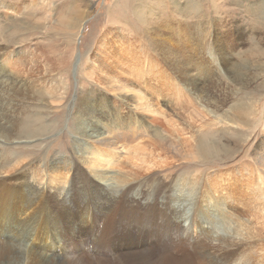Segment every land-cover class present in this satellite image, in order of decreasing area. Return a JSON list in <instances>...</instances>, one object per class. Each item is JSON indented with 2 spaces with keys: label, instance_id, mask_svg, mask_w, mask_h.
I'll use <instances>...</instances> for the list:
<instances>
[{
  "label": "rangeland",
  "instance_id": "374dc122",
  "mask_svg": "<svg viewBox=\"0 0 264 264\" xmlns=\"http://www.w3.org/2000/svg\"><path fill=\"white\" fill-rule=\"evenodd\" d=\"M0 66L4 76L32 77L39 88L37 95L22 98L0 90V117L12 119L13 133L10 140L7 134L0 137L5 217L12 215L6 206L17 210L23 201L26 189L17 179L24 174H67L68 166L59 164L79 159L76 138L102 149L86 138L95 129H83L82 122L100 120L111 134L130 116L144 130L135 139L117 130L119 160L131 164L139 150L152 156L143 170H155V178H181L185 188L198 191L192 229L182 231L192 244L200 234L194 221L202 216L205 191L226 194L221 201L212 199L226 218L203 224L218 239L202 238L204 247L196 254L205 250L211 264H264V167L258 159L264 160V0H0ZM119 86L133 91L124 94L116 91ZM136 91L144 104L132 115L127 107L134 105ZM83 106H93L96 117L85 115ZM115 109L117 123L106 116ZM202 135L218 151L211 157L203 155ZM231 193L237 200L229 199ZM50 222L42 220L41 236L54 233ZM235 224L242 236L236 248L225 238ZM92 239L90 255L117 264L113 252L102 255ZM47 242L27 246L43 255ZM143 244L131 249L155 247L150 239ZM180 252L174 253L183 258ZM193 254L190 249L193 264L203 262Z\"/></svg>",
  "mask_w": 264,
  "mask_h": 264
},
{
  "label": "bare ground",
  "instance_id": "6f19581e",
  "mask_svg": "<svg viewBox=\"0 0 264 264\" xmlns=\"http://www.w3.org/2000/svg\"><path fill=\"white\" fill-rule=\"evenodd\" d=\"M0 69H2L1 66ZM3 72L0 70V90L3 89L2 92L8 93L9 98L30 97L32 93L38 94L39 88L32 77H15L14 75L6 77ZM116 91L128 94L133 90L125 86L124 88H118ZM136 92H138L136 98H132L134 105L131 104L127 107L129 112H134L132 115H138L135 112L137 110L136 106L144 104V96L139 91ZM40 95L46 96L44 93H40ZM126 96L124 101L128 100ZM94 107L85 106V115L94 116L93 113L96 111ZM14 108L15 106L12 107V110ZM145 108L147 109L148 106ZM117 111L115 109L106 116H109L108 118L111 121L116 122L117 120L113 117L115 114L116 116L119 115ZM15 113L14 111L13 119L16 123ZM0 114L2 113L0 112ZM97 116L102 117L104 115ZM9 119L5 115H1L0 137L7 134L5 137L10 140L13 133L10 131L12 119ZM137 121L138 119L135 118L132 122L130 116L124 117L122 126L118 127L122 132L118 131V133L129 138H137L141 130H144L137 124ZM86 123L87 121L84 124L82 122L83 129H95L94 133L87 135L89 137L86 138L91 144H95L98 149H102L96 150L91 146L86 147L85 142L76 138V153L79 159H76L72 164H67L68 159L59 164L65 166L61 167L63 169H67L66 166H68L67 174L59 175L50 172L51 174L39 176L35 175V170L33 173L29 171L27 175L24 174L23 177L17 179L23 184L26 192H22L23 201L18 205L17 210L10 206L5 207L6 211H12L10 217L7 218L0 213V264H111L105 257L98 259L90 255L89 248L93 244L89 241L90 236L93 237L92 241L97 243L99 253L103 255V251L108 250L113 252L110 255H114L117 264H193L192 258L188 256L189 250L191 249L196 254L204 247L202 238L205 240L217 238V232L203 224L206 222H213L214 224L217 222L218 217L226 218L224 215L221 216V214H225L223 206L215 208L212 205V199L218 198V201H221V195L224 196L225 193L221 194L222 191L216 189L218 196H215V192L209 189L205 191L204 200L198 211L202 216H196L197 222L194 221L199 227L200 234L197 236V241L192 244L189 235L182 234V231L184 232V228L188 233L192 229L193 219L190 218V214L195 210L196 203L193 198L195 193L198 196V191L195 192L189 186L185 188L183 182L180 181L181 178L178 181L164 178L165 176L155 178V170H143L145 164L149 162L148 158L152 156H147L144 153L141 156L138 154L139 150L134 151L131 164L123 165L119 160L122 153L119 154L117 149H114L120 138L116 136V134L118 135V129H112L110 134L106 132L100 120H96V122L92 120L87 125ZM114 127L116 128V125ZM144 133H147V131H144ZM204 134L206 135V133ZM205 135L200 136L198 140L201 150L207 149L203 155L208 158L218 151L208 147ZM188 151H190V148ZM258 159L261 166L264 167L263 158ZM59 165H54V167ZM115 168H120V170ZM16 170L17 166L13 168L11 175ZM3 174L0 151V175ZM7 176H1V178ZM228 195L230 200H237L238 198L237 195L235 197L234 193ZM233 211L232 206L228 203L229 213H227L229 219L233 218ZM257 212L261 214L260 210ZM262 214L261 217H264ZM44 217H46V221H51L50 225L54 233L50 238L47 235L41 236L40 233L41 228L39 227H41ZM236 228L237 225L235 224L228 230L229 233L225 234V238L231 239L234 248H236L238 241L242 239V236L240 238L239 233L236 232ZM147 239L155 243L153 249L149 250L144 247L138 250L131 249L143 244ZM46 240L48 241L46 254L41 255L35 252L36 247H40ZM27 244L28 246L32 244L35 249L28 248ZM177 249L181 251L182 256L185 253L183 258H178L177 254L174 253L177 252ZM208 254L205 253V250L199 256L196 254L198 258L203 260L198 264L213 263L208 259L209 257L207 258Z\"/></svg>",
  "mask_w": 264,
  "mask_h": 264
},
{
  "label": "water",
  "instance_id": "95a60500",
  "mask_svg": "<svg viewBox=\"0 0 264 264\" xmlns=\"http://www.w3.org/2000/svg\"><path fill=\"white\" fill-rule=\"evenodd\" d=\"M78 57H80V54L78 55ZM76 63H78V62H76Z\"/></svg>",
  "mask_w": 264,
  "mask_h": 264
}]
</instances>
